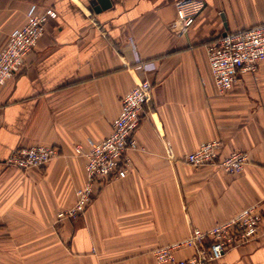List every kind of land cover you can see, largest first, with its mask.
I'll list each match as a JSON object with an SVG mask.
<instances>
[{
    "label": "crops",
    "instance_id": "0c3cea01",
    "mask_svg": "<svg viewBox=\"0 0 264 264\" xmlns=\"http://www.w3.org/2000/svg\"><path fill=\"white\" fill-rule=\"evenodd\" d=\"M176 1L0 0V50L31 15L52 11L0 89V264H158L155 248L192 228L251 205L264 211V61L221 92L207 54L213 38L264 22V0H202L185 32L170 28ZM147 61L156 69L138 68ZM144 77L152 90L128 171L96 184L84 214L60 217L86 182L76 144L88 150L107 136L122 97ZM211 139L222 155L245 151L243 169L184 160ZM35 144L60 152L42 167L5 164ZM193 253L175 250L179 259ZM206 264H264V220L257 236Z\"/></svg>",
    "mask_w": 264,
    "mask_h": 264
},
{
    "label": "built area",
    "instance_id": "2783aa9c",
    "mask_svg": "<svg viewBox=\"0 0 264 264\" xmlns=\"http://www.w3.org/2000/svg\"><path fill=\"white\" fill-rule=\"evenodd\" d=\"M203 6L202 0H177V16L170 23V28L185 32ZM48 13L51 14L52 11L31 15L21 27L9 34L0 50V89L6 80L16 74L28 52L36 46L45 30ZM207 54L214 82L219 91L225 92L236 81L238 72L256 70L259 62L264 61V22L226 31L213 38L207 44ZM156 67L154 61L143 62L138 66L144 72L155 70ZM151 90L152 81L147 77L140 79L122 97V108L112 121L111 132L101 140H91L88 150H84L81 144H76V153L86 157V182L76 190L75 203L59 212L60 217L84 214L96 184L128 171V150L140 147L135 132ZM220 147L219 139L203 141L196 149L187 153L184 160L194 166L215 165L229 173L241 171L248 159L247 153L234 150L222 155ZM59 152L55 145L21 146L12 151L5 159V164L22 169L42 167ZM262 220L264 211L257 205H251L231 219L208 229L192 228L188 237L161 245L155 248L154 254L158 264H206L219 259L229 247L257 236ZM182 245L194 248V253L187 259H179L175 255V250Z\"/></svg>",
    "mask_w": 264,
    "mask_h": 264
},
{
    "label": "water",
    "instance_id": "95a60500",
    "mask_svg": "<svg viewBox=\"0 0 264 264\" xmlns=\"http://www.w3.org/2000/svg\"><path fill=\"white\" fill-rule=\"evenodd\" d=\"M98 2H99V4H100L101 6H105V4H104V0H98ZM99 7H100V6H96L95 8H96V9H100Z\"/></svg>",
    "mask_w": 264,
    "mask_h": 264
}]
</instances>
